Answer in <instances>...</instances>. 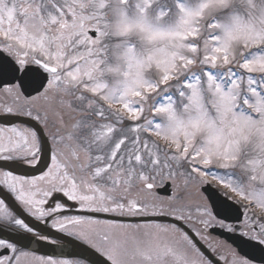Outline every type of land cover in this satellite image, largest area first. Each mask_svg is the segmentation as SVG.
Wrapping results in <instances>:
<instances>
[{"label": "snow or ice", "instance_id": "6c2138e0", "mask_svg": "<svg viewBox=\"0 0 264 264\" xmlns=\"http://www.w3.org/2000/svg\"><path fill=\"white\" fill-rule=\"evenodd\" d=\"M0 264H264V0H0Z\"/></svg>", "mask_w": 264, "mask_h": 264}]
</instances>
